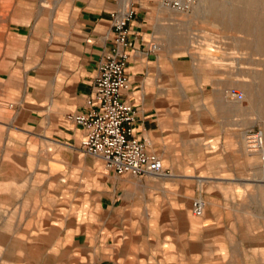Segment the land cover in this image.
Returning a JSON list of instances; mask_svg holds the SVG:
<instances>
[{"label":"crops","instance_id":"obj_1","mask_svg":"<svg viewBox=\"0 0 264 264\" xmlns=\"http://www.w3.org/2000/svg\"><path fill=\"white\" fill-rule=\"evenodd\" d=\"M6 2L0 79L13 101L6 125L37 205L15 264H236L243 257L233 244L242 241L236 215L257 209L253 197L244 205V195L261 157L242 149L244 108L221 88L225 73L205 74L203 89H187L176 53L159 43L149 50L153 36L138 10L123 98L135 109V135L149 141L169 175L119 176L81 150L83 129L66 119L87 110L116 3L0 0V12ZM252 33L259 52L264 41ZM197 197L205 200L201 216L191 210Z\"/></svg>","mask_w":264,"mask_h":264},{"label":"rangeland","instance_id":"obj_2","mask_svg":"<svg viewBox=\"0 0 264 264\" xmlns=\"http://www.w3.org/2000/svg\"><path fill=\"white\" fill-rule=\"evenodd\" d=\"M110 1L115 2L118 9L124 0ZM141 4L146 8L141 10L145 12L151 35L163 48L162 52L176 53L181 84L193 91L203 89L205 74L221 70L225 73L221 88L235 87L244 94V99L238 102L244 108L241 131L254 126L264 137V99L259 87L264 84V43L258 52L252 33L257 29L264 41V0H200L192 13L178 15L180 20L173 25L164 24L170 21L172 11L157 14V0H141ZM10 5L6 2L5 11L0 14L5 15ZM157 23H162L158 31ZM237 23L243 25L244 31L236 28ZM2 49L0 43V55ZM238 78H244L247 86ZM3 83L0 79V264H15L17 251L24 244L21 239L26 234L23 232L28 230V220L35 216L37 205L21 151L9 139L12 130L6 123L13 114L9 106L13 101L2 94ZM240 142L246 153L242 135ZM262 155L264 157V149L260 157ZM247 178L255 181L246 186L244 205L253 197L257 209L236 215L243 225L234 229L242 241H233V244L243 247V257L237 255L234 261L236 264H264V159L261 158L259 169Z\"/></svg>","mask_w":264,"mask_h":264},{"label":"built area","instance_id":"obj_3","mask_svg":"<svg viewBox=\"0 0 264 264\" xmlns=\"http://www.w3.org/2000/svg\"><path fill=\"white\" fill-rule=\"evenodd\" d=\"M169 11L184 15L191 12L198 0H157ZM142 6L141 0H130L111 13V46L99 61L97 75L93 81L92 96L87 100L85 112L68 113L66 119L80 125L84 137L80 143L83 152L100 158L108 170L119 176L142 177L148 174L167 176L159 153L150 148L146 139H139L133 131L134 107L123 98L129 81L126 64L129 59V24ZM149 50L158 49L154 40ZM229 98L242 101L244 94L235 87L225 90ZM244 148L251 153H262L263 134L254 128L243 131ZM264 159L263 155L261 156ZM205 202L193 199L191 210L201 216Z\"/></svg>","mask_w":264,"mask_h":264},{"label":"bare ground","instance_id":"obj_4","mask_svg":"<svg viewBox=\"0 0 264 264\" xmlns=\"http://www.w3.org/2000/svg\"><path fill=\"white\" fill-rule=\"evenodd\" d=\"M126 0H124V2H123V4L124 3H126L125 2ZM204 1H209V0H204ZM199 2H200V0H198V2H197V4L193 7V9L191 10V13L193 12V10L198 6V4H199ZM159 5V4H158ZM160 6V5H159ZM160 8H161V10L163 11V12H166L167 10L166 9H164V8H162L161 6H160ZM174 13V14H173ZM172 13V15H171V17H173V19L170 17L169 18V22H173V23H176L177 21H179L180 20V18H179V16L178 15H181V14H178V13H175V12H173ZM237 15H238V12L236 13ZM264 138V137H263Z\"/></svg>","mask_w":264,"mask_h":264}]
</instances>
